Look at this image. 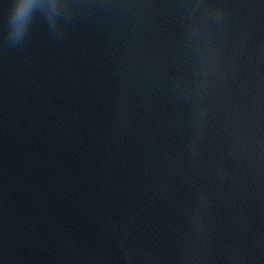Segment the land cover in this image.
Listing matches in <instances>:
<instances>
[{"label":"water","instance_id":"95a60500","mask_svg":"<svg viewBox=\"0 0 264 264\" xmlns=\"http://www.w3.org/2000/svg\"><path fill=\"white\" fill-rule=\"evenodd\" d=\"M0 264H264V0H0Z\"/></svg>","mask_w":264,"mask_h":264},{"label":"clouds","instance_id":"9594fccd","mask_svg":"<svg viewBox=\"0 0 264 264\" xmlns=\"http://www.w3.org/2000/svg\"><path fill=\"white\" fill-rule=\"evenodd\" d=\"M25 10L26 9L24 6H19L15 10V17H16V20L18 23L23 19L24 15H25Z\"/></svg>","mask_w":264,"mask_h":264}]
</instances>
